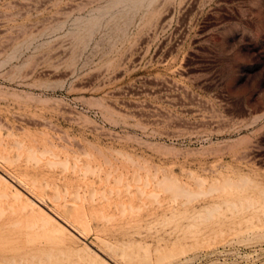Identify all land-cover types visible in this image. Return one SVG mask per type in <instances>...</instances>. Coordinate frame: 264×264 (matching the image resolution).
Returning <instances> with one entry per match:
<instances>
[{
  "label": "rangeland",
  "instance_id": "1",
  "mask_svg": "<svg viewBox=\"0 0 264 264\" xmlns=\"http://www.w3.org/2000/svg\"><path fill=\"white\" fill-rule=\"evenodd\" d=\"M0 264H264V0H0Z\"/></svg>",
  "mask_w": 264,
  "mask_h": 264
}]
</instances>
